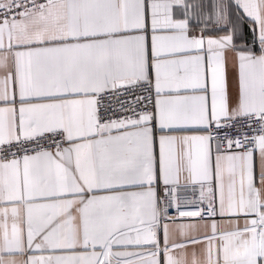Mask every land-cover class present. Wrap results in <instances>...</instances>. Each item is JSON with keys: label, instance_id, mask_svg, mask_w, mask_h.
<instances>
[{"label": "snow or ice", "instance_id": "snow-or-ice-1", "mask_svg": "<svg viewBox=\"0 0 264 264\" xmlns=\"http://www.w3.org/2000/svg\"><path fill=\"white\" fill-rule=\"evenodd\" d=\"M0 264H264V0H0Z\"/></svg>", "mask_w": 264, "mask_h": 264}, {"label": "crops", "instance_id": "crops-1", "mask_svg": "<svg viewBox=\"0 0 264 264\" xmlns=\"http://www.w3.org/2000/svg\"><path fill=\"white\" fill-rule=\"evenodd\" d=\"M229 80H230V84H231V81H232V70L229 69Z\"/></svg>", "mask_w": 264, "mask_h": 264}, {"label": "built area", "instance_id": "built-area-1", "mask_svg": "<svg viewBox=\"0 0 264 264\" xmlns=\"http://www.w3.org/2000/svg\"><path fill=\"white\" fill-rule=\"evenodd\" d=\"M188 195L191 196L192 195L191 192H189ZM197 195H198V193H197Z\"/></svg>", "mask_w": 264, "mask_h": 264}]
</instances>
